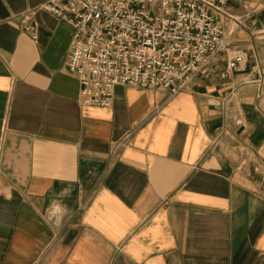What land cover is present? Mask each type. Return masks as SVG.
<instances>
[{
	"label": "crops",
	"instance_id": "0c3cea01",
	"mask_svg": "<svg viewBox=\"0 0 264 264\" xmlns=\"http://www.w3.org/2000/svg\"><path fill=\"white\" fill-rule=\"evenodd\" d=\"M50 2L0 0V264H264V0H226L238 72L108 109L80 105Z\"/></svg>",
	"mask_w": 264,
	"mask_h": 264
},
{
	"label": "built area",
	"instance_id": "2783aa9c",
	"mask_svg": "<svg viewBox=\"0 0 264 264\" xmlns=\"http://www.w3.org/2000/svg\"><path fill=\"white\" fill-rule=\"evenodd\" d=\"M225 5L226 0H51L40 10L73 30L67 68L78 81L80 105L108 109L121 86L175 96L220 55L227 58L223 78L238 72L245 55L232 51V35L243 24L225 31ZM36 12L19 19L33 42Z\"/></svg>",
	"mask_w": 264,
	"mask_h": 264
}]
</instances>
